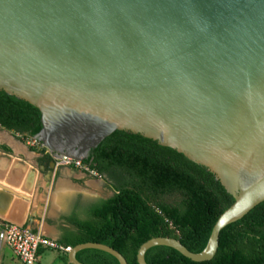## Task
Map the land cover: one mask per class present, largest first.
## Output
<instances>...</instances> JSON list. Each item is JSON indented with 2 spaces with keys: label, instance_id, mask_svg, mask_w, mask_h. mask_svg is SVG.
I'll list each match as a JSON object with an SVG mask.
<instances>
[{
  "label": "water",
  "instance_id": "95a60500",
  "mask_svg": "<svg viewBox=\"0 0 264 264\" xmlns=\"http://www.w3.org/2000/svg\"><path fill=\"white\" fill-rule=\"evenodd\" d=\"M0 91L40 113L35 140L84 161L115 131L175 149L210 171L232 204L206 247L157 246L211 260L220 231L264 202V0H0ZM53 162L51 161V164ZM95 249L125 258L100 243Z\"/></svg>",
  "mask_w": 264,
  "mask_h": 264
},
{
  "label": "trees",
  "instance_id": "16d2710c",
  "mask_svg": "<svg viewBox=\"0 0 264 264\" xmlns=\"http://www.w3.org/2000/svg\"><path fill=\"white\" fill-rule=\"evenodd\" d=\"M0 126L35 139L42 128L40 113L0 91ZM51 160L46 153L39 163L48 168ZM83 162L103 175L116 193L97 205L89 220L74 221L79 235L70 247L104 244L127 264H138L139 247L154 237L173 238L189 251L201 252L216 220L233 202L205 167L138 134L113 132ZM76 259L81 264H119L95 249L78 251ZM144 260L147 264H264V202L220 231L217 251L209 261L193 262L165 246L149 249Z\"/></svg>",
  "mask_w": 264,
  "mask_h": 264
},
{
  "label": "crops",
  "instance_id": "0c3cea01",
  "mask_svg": "<svg viewBox=\"0 0 264 264\" xmlns=\"http://www.w3.org/2000/svg\"><path fill=\"white\" fill-rule=\"evenodd\" d=\"M14 137L5 135L1 145L6 150L0 148V225L26 227L70 247L79 235L74 221L89 220L97 205L116 193L114 187L103 176H89L72 167L49 164L45 168L38 163V154ZM28 169L35 171V179L22 182V174ZM46 250L39 249L37 264H41ZM56 255L51 264L58 259L60 264H67L64 256L68 259V254L57 251ZM0 259V264H21L12 253H5Z\"/></svg>",
  "mask_w": 264,
  "mask_h": 264
},
{
  "label": "built area",
  "instance_id": "2783aa9c",
  "mask_svg": "<svg viewBox=\"0 0 264 264\" xmlns=\"http://www.w3.org/2000/svg\"><path fill=\"white\" fill-rule=\"evenodd\" d=\"M51 167H72L86 175L96 176L100 175L91 169L88 164L74 160L68 157L52 158ZM4 242L12 251L14 256L21 262V264H37L39 249H54L68 254L71 247L62 246L58 243L42 237L38 233H33L26 227L17 226L11 223H3L0 225V243Z\"/></svg>",
  "mask_w": 264,
  "mask_h": 264
},
{
  "label": "rangeland",
  "instance_id": "374dc122",
  "mask_svg": "<svg viewBox=\"0 0 264 264\" xmlns=\"http://www.w3.org/2000/svg\"><path fill=\"white\" fill-rule=\"evenodd\" d=\"M8 136V135H11V136H15L17 140H19L21 143H23L24 145H27L28 149L36 154H38V158H37V161L39 163V160H41L43 158V156L48 153L45 149V147L40 143L38 142L37 140L35 139H31V138H26V136L22 135V134H15L3 127L0 126V148H3L2 145H1V142L4 140L3 137ZM14 137V138H15ZM7 138V137H6ZM32 148V149H31ZM52 161V160H51ZM40 164V163H39ZM24 171V170H23ZM35 171H32V172H29V169L25 172H23L22 174V182L24 181V179L28 178L29 180L31 179L32 182L34 181L35 179ZM97 172V171H95ZM100 176H103V175H100ZM104 177V176H103ZM105 178V177H104ZM48 251L46 254H44L41 258V264H48L52 263V261L54 259H56V253H57V250H54V249H48L46 250ZM5 253H12L11 249L4 243H0V257L2 258L3 255ZM13 254V253H12ZM14 255V254H13ZM52 259V261L50 262V260ZM64 259L65 261L67 262V257L64 256ZM1 260V259H0ZM59 260V259H58ZM56 260L55 263L53 264H60L59 261ZM67 264H69V262H67Z\"/></svg>",
  "mask_w": 264,
  "mask_h": 264
}]
</instances>
